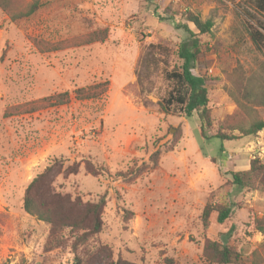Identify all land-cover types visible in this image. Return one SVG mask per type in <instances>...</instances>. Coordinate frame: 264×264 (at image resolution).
Wrapping results in <instances>:
<instances>
[{"label": "rangeland", "instance_id": "1", "mask_svg": "<svg viewBox=\"0 0 264 264\" xmlns=\"http://www.w3.org/2000/svg\"><path fill=\"white\" fill-rule=\"evenodd\" d=\"M43 2L19 22L0 9V264L21 257L28 264H78L75 253L85 257L95 241L113 260L214 264L203 257L205 238L239 251L240 264H264V233L254 222L264 215V192L241 188L228 174L247 169L253 157L264 164V128L251 136L226 129L236 109L228 94L231 70L239 65L245 75H257L264 63V45L257 48L245 32L241 45L233 46L232 23L242 30L243 19L256 26L264 11L249 0ZM186 11L213 22L198 35L203 54L194 72L211 76L209 134H235L230 140H207L196 116L186 119L158 106L173 85L164 71L179 66L177 50L189 36L175 23L198 33L184 19ZM100 30L102 40L50 49L59 40ZM149 44L162 45L167 54L148 51ZM103 81L108 85L100 96L76 97V89ZM63 92L64 103L39 105ZM258 112L264 118V107ZM54 160L64 167L80 162L76 173L54 177L57 190L82 202L106 196L100 232L76 252L70 242L46 250L47 226L22 208L26 185ZM86 162L105 171L93 174ZM137 166L146 169L132 179L114 176ZM208 202L229 205L230 217L220 224L211 212L204 228L200 215ZM89 264H106L105 256Z\"/></svg>", "mask_w": 264, "mask_h": 264}, {"label": "trees", "instance_id": "2", "mask_svg": "<svg viewBox=\"0 0 264 264\" xmlns=\"http://www.w3.org/2000/svg\"><path fill=\"white\" fill-rule=\"evenodd\" d=\"M26 0H0V9L7 13L13 22L32 17L44 5L43 0H28L22 7L21 3ZM254 6L264 11V0H249ZM236 17L239 11L235 10ZM161 19V17L159 16ZM184 19L191 22L197 29L194 33L187 24L177 20L175 26L183 28L188 32V39L182 41L178 47L177 55L181 60L179 66L165 70L164 76L172 82V87L167 95L158 102L160 110L164 113L181 115L186 119L196 116L200 124V134L207 140L219 139L230 140L236 137L233 133L218 130L214 134H209L212 119L210 107L208 105L207 82L210 75L194 72L198 58L203 54V49L198 35L210 31L213 25L211 19L201 20L199 15L191 11H186ZM237 23H232L234 47H239L244 40V33L251 42L260 48L264 45V21L258 25H253L245 19ZM103 31H94L85 36L59 40L53 43L50 49H60L71 44L90 43L103 39ZM47 44V42H45ZM48 45V44H47ZM162 45L149 44L148 51L164 49ZM256 73L245 75L244 70L238 65L231 70L232 87L228 89L229 96L236 103L234 112L227 116L228 130H237L241 136L255 135L264 128V118L259 115L258 107H264V63ZM108 81H103L81 87L75 90L76 97L80 99H91L100 96L107 89ZM68 99V92L49 95L41 99V106L62 104ZM54 100V102H52ZM31 109H35L33 106ZM10 112H6L9 114ZM223 148H220L222 150ZM158 152L152 153L149 160L152 165L156 163ZM80 162L74 161L64 167L62 162L52 161L41 171L36 173L28 182L24 189L22 208L23 210L42 221L48 228V237L45 245L46 250L57 247H64L70 242L72 250L84 247L90 239L94 238L102 228V212L106 203L105 194L100 195L95 201L82 202L79 197H72L69 193H62L54 186V177L58 174H74L79 168ZM86 168L93 174L105 171L100 167H95L91 162H86ZM146 166H137L125 172L117 171L114 176L122 179H132ZM231 182L241 188H250L264 192V164L253 157L249 162V167L240 171H229ZM231 207L225 203L208 202L201 212L203 227L208 226V219L211 212H216V221L223 223L231 215ZM131 213V212H128ZM258 231L264 233V215L254 220ZM203 257L209 263L214 264H240L243 262L239 251L233 247L209 238L204 239ZM85 257L74 255L78 264H89L91 260L99 255H104L106 264H135L134 262L117 257L112 259L111 251L95 241L93 251L87 253L83 251ZM7 264V263H3ZM11 264H28L26 259L21 257L17 262ZM44 264V263H41Z\"/></svg>", "mask_w": 264, "mask_h": 264}, {"label": "crops", "instance_id": "3", "mask_svg": "<svg viewBox=\"0 0 264 264\" xmlns=\"http://www.w3.org/2000/svg\"><path fill=\"white\" fill-rule=\"evenodd\" d=\"M215 219H216V217H215Z\"/></svg>", "mask_w": 264, "mask_h": 264}]
</instances>
